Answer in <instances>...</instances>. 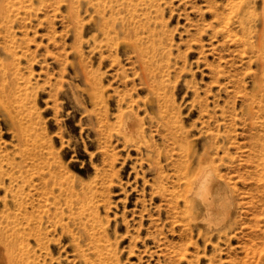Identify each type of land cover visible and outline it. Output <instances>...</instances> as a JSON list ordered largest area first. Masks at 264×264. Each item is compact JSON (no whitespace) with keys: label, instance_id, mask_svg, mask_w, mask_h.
I'll use <instances>...</instances> for the list:
<instances>
[{"label":"rangeland","instance_id":"1","mask_svg":"<svg viewBox=\"0 0 264 264\" xmlns=\"http://www.w3.org/2000/svg\"><path fill=\"white\" fill-rule=\"evenodd\" d=\"M225 1L0 0V264H264V0Z\"/></svg>","mask_w":264,"mask_h":264},{"label":"bare ground","instance_id":"2","mask_svg":"<svg viewBox=\"0 0 264 264\" xmlns=\"http://www.w3.org/2000/svg\"><path fill=\"white\" fill-rule=\"evenodd\" d=\"M237 1L238 0L225 1L229 5L227 6L229 7L228 8L229 11L226 13L223 19L224 21L223 25L226 28L227 26L229 27L228 24L230 23L231 14L236 10ZM262 5L264 6V4ZM262 18H264V11ZM230 28L231 27H229L228 29ZM227 34L228 33H226V35ZM248 48L250 47L248 46ZM129 125H131V123L127 125V129ZM199 159H200L199 160L200 165L198 169L196 171H192L191 177H188L187 180V187L185 189V194H184V200L186 202L187 211L189 212L191 218L193 217L195 220H197L198 224L202 226L205 225L207 227L213 225L217 227V229L220 232L226 233L227 230L230 229L232 223L234 222L233 220L234 210L232 211V205L234 203L232 204V198L230 196L229 187L227 183L224 181V179L217 174L215 165H213V160L207 158L206 156H201ZM81 252L83 254V251ZM5 257L7 262L9 261L8 263L13 262L14 260L12 255L10 254L5 255ZM11 264H15V263L13 262Z\"/></svg>","mask_w":264,"mask_h":264}]
</instances>
